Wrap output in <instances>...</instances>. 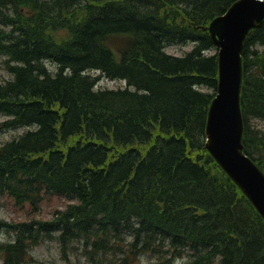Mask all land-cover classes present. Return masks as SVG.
I'll return each mask as SVG.
<instances>
[{"label": "trees", "instance_id": "1", "mask_svg": "<svg viewBox=\"0 0 264 264\" xmlns=\"http://www.w3.org/2000/svg\"><path fill=\"white\" fill-rule=\"evenodd\" d=\"M236 1L0 0V55L15 62L0 84L9 117L0 133L35 127L0 145V194L34 209L50 193L74 201L49 221L4 224L15 233L0 244L4 264H26L47 240L118 264L148 252L264 264V220L205 149L218 56L192 23L208 25ZM190 40L197 47L185 56L162 47ZM243 57L245 151L264 171V134L249 126L264 120V27L250 32ZM92 68L128 87L94 90L83 74Z\"/></svg>", "mask_w": 264, "mask_h": 264}, {"label": "water", "instance_id": "2", "mask_svg": "<svg viewBox=\"0 0 264 264\" xmlns=\"http://www.w3.org/2000/svg\"><path fill=\"white\" fill-rule=\"evenodd\" d=\"M264 26V0H240L208 28L219 52V89L212 102L206 143L212 156L264 218V172L244 152L241 110L244 42Z\"/></svg>", "mask_w": 264, "mask_h": 264}, {"label": "rangeland", "instance_id": "3", "mask_svg": "<svg viewBox=\"0 0 264 264\" xmlns=\"http://www.w3.org/2000/svg\"><path fill=\"white\" fill-rule=\"evenodd\" d=\"M1 27V24H0ZM195 45L193 42H182L174 45H168L166 51L171 55L183 56L187 52L193 50ZM259 50V46L254 48ZM262 49V48H261ZM15 62L9 56L0 55V84H5L6 82L14 78L13 74L10 72L9 68L11 64ZM50 70L55 73L58 70V65L54 63H48ZM94 76H100V82L98 84L99 89H125L127 88V83L120 79H111L107 76H101L100 72H92ZM205 91H209L204 88ZM9 119L8 116L0 115V123ZM249 126L253 130H260L261 134H264V120L260 119H250ZM35 127H18L16 129L7 130L0 133V145L12 140L24 132L34 129ZM259 132V133H260ZM70 203H72L68 198L50 193L45 196L43 202L38 208L34 209L29 204L21 207L17 206L14 201L8 196L0 194V244L4 242L12 241L15 237V233L5 226L4 224H18L30 222L33 220H49L52 219L57 211L65 209ZM165 245H160L162 250H167L170 245L169 240L161 239L159 240ZM160 250V249H159ZM161 250V251H162ZM166 252V251H162ZM164 256V255H163ZM131 257V256H130ZM162 257V255H161ZM133 258V257H131ZM167 257L166 259H169ZM189 259V257H187ZM187 258L176 259L172 261L171 264H187ZM2 262V257L0 256V264ZM26 264H118V262H110L105 260H91L84 253V249L80 245H75L69 251H67L66 256L62 253L59 243L56 240L48 241L40 245L33 247L30 252L29 259ZM136 264H170L160 258L158 255L152 253H145L139 256V260Z\"/></svg>", "mask_w": 264, "mask_h": 264}, {"label": "bare ground", "instance_id": "4", "mask_svg": "<svg viewBox=\"0 0 264 264\" xmlns=\"http://www.w3.org/2000/svg\"><path fill=\"white\" fill-rule=\"evenodd\" d=\"M238 2V0L236 1V2H234L233 4H236ZM45 3V2H44ZM7 7V6H6ZM9 7V6H8ZM12 7V6H11ZM11 9V8H10ZM16 12L18 11V9H17V7H16ZM7 13V12H6ZM15 14V13H14ZM17 14V13H16ZM3 17H4V14L2 15ZM13 16V15H12ZM8 18H9V16H8ZM12 18V17H11ZM11 18L9 19V20H11ZM4 19V18H3ZM6 19H7V17H6ZM8 20V21H9ZM4 21V20H3ZM6 22H7V20H6ZM5 22V23H6ZM10 24V23H9ZM6 25V24H5ZM196 26L195 27V29H199V27L201 26H197V24L196 23H192V26ZM15 28V27H14ZM131 28V27H130ZM194 29V30H195ZM132 30V29H131ZM192 30V29H191ZM126 31V30H125ZM13 32V31H12ZM121 32V31H120ZM109 33V32H108ZM123 35V34H122ZM128 36V35H127ZM133 36V35H132ZM130 37V36H129ZM134 37V39H135V42H138V40H139V38H140V35L138 34V36L136 35V36H133ZM108 38V37H107ZM111 41V40H110ZM187 42H193V41H187ZM168 43H170V42H165L163 45H162V47H163V49H164V51H165V53L166 54H168L169 55V53L166 51V48H167V44ZM182 43V42H181ZM194 43V45H195V48L197 47V45H196V43L195 42H193ZM113 48V47H112ZM194 48V49H195ZM193 49V50H194ZM127 50L128 51H126L125 50V52H129L130 50H131V48H127ZM192 50V51H193ZM115 52H117L116 50H114ZM119 52H121L120 50H119ZM118 53V52H117ZM121 55V54H120ZM185 56V55H184ZM121 57V56H120ZM178 57V56H177ZM118 60H120L119 58H118ZM48 63H54V64H56V65H58V70L55 72V73H53L51 70H50V68H49V64ZM43 64H44V66H45V68L46 69H48V72L50 71L51 72V74L52 75H55V74H57V73H59L60 72V69H61V65L60 64H58L57 62H53V61H51V60H49V59H45L44 61H43ZM92 72H100L101 73V76L103 77V73H102V71L100 70V69H95V68H92V69H90V70H88V71H86V72H84L83 74L84 75H89V77L93 80V82H94V85H93V88H94V90H99V88H98V84H99V82H100V79H101V77L100 76H94V75H92ZM59 75V74H58ZM104 76H107V75H104ZM107 77H109V76H107ZM109 78H111V77H109ZM111 79H113V78H111ZM120 80H122V79H120ZM123 81H125L126 83H127V81L126 80H123ZM7 83V82H6ZM5 83V84H6ZM127 87H128V84H127ZM205 88V87H204ZM204 88H202L203 90H204ZM122 89V88H121ZM194 89L196 90L197 89V87H194ZM101 90H117V89H109V88H106V89H101ZM11 142V141H10ZM3 146V145H2ZM163 243V242H162ZM164 244V243H163ZM116 245H119V244H116ZM153 245H154V243H153ZM165 245V244H164ZM100 246H102L101 244H100ZM106 248V247H105ZM178 250V249H177ZM202 250V249H201ZM204 250V249H203ZM206 251V250H205ZM180 252V251H179ZM178 253V252H177ZM208 257V256H207ZM132 263H134V258H131V260H130ZM173 261H175V260H173ZM200 261V260H199ZM170 264L172 263V261H170L169 262Z\"/></svg>", "mask_w": 264, "mask_h": 264}]
</instances>
